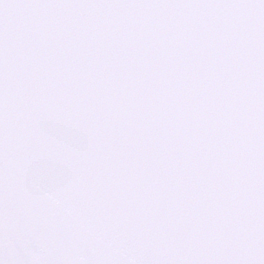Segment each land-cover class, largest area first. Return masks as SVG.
I'll use <instances>...</instances> for the list:
<instances>
[{
    "label": "snow or ice",
    "instance_id": "1",
    "mask_svg": "<svg viewBox=\"0 0 264 264\" xmlns=\"http://www.w3.org/2000/svg\"><path fill=\"white\" fill-rule=\"evenodd\" d=\"M0 264H264V0H0Z\"/></svg>",
    "mask_w": 264,
    "mask_h": 264
}]
</instances>
